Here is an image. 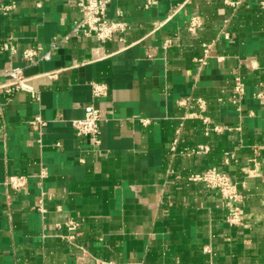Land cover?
I'll list each match as a JSON object with an SVG mask.
<instances>
[{
    "label": "crops",
    "instance_id": "obj_1",
    "mask_svg": "<svg viewBox=\"0 0 264 264\" xmlns=\"http://www.w3.org/2000/svg\"><path fill=\"white\" fill-rule=\"evenodd\" d=\"M146 1L108 4V17L128 25L120 36L71 37L48 60L27 65L22 50L44 52L69 32L79 17L75 0H0L17 5L0 11V44L16 49L0 48V85L11 67L31 77L14 93L0 87V264H77L82 254L90 256L83 264H264V149L253 151L264 146V99L255 96L264 90V8L257 0L236 10L224 0ZM194 15L202 24L188 31ZM204 43L211 48L199 71L194 58ZM148 47L157 48L150 58ZM236 74L245 84L238 102ZM91 82L104 83L106 96L93 99ZM197 99L221 133H204L193 115ZM90 102L101 117L97 146L70 125ZM37 115L46 125L33 130L28 121ZM197 145L209 150L190 153ZM211 167L238 182L242 224L227 222L216 190L186 179ZM10 174L27 175L26 187L6 188ZM42 190L52 194L43 214L32 208Z\"/></svg>",
    "mask_w": 264,
    "mask_h": 264
},
{
    "label": "built area",
    "instance_id": "obj_2",
    "mask_svg": "<svg viewBox=\"0 0 264 264\" xmlns=\"http://www.w3.org/2000/svg\"><path fill=\"white\" fill-rule=\"evenodd\" d=\"M32 1H44V0H32ZM113 0H75V5L79 12V17L73 20L69 32L60 37L53 38L49 43V49L44 52H39L38 46H32L22 50L21 56L25 60L26 64H33L37 59H46L50 58V52L54 49L58 43L66 42L70 40L71 37L77 39L93 37L99 42H105L112 40L113 38L120 36L128 29V25L125 21L121 19L110 18L107 15V6ZM225 4L236 10L243 3L244 0H224ZM155 0H147L145 7L153 5ZM259 7L264 8V0H257ZM17 8L16 3H6L0 4V11L3 14H8L9 12L15 11ZM176 7L171 9V14L176 11ZM120 10L116 11V15L120 16ZM230 21V17H227L223 21L222 33L224 37H228V32L226 27ZM202 24L200 16L194 15L191 16L188 24L186 26L188 31H193L199 28ZM171 45V39L167 38L162 43V49L165 51ZM0 48L3 50H8L12 53L16 51L15 46L9 42H2ZM211 48V43L202 44V52L200 56L194 58L195 62L198 64V70L200 71L203 66L206 64L207 58L209 57ZM156 47H148L145 51L146 57H152L156 54ZM245 64V61L243 62ZM2 75L8 78V81L0 87L7 88L9 92H16L17 90L26 88V83L31 79L30 76H25L23 74L21 67H11L2 72ZM49 75H53L50 73ZM38 76V75H37ZM36 77V76H34ZM91 97L93 99L101 98L107 94V86L101 82H91ZM245 92V84L242 81L239 75H235L233 78V84L231 88V96L234 102H238ZM255 96L260 99H264V90L256 92ZM36 99L38 96L36 95ZM180 105H185L187 99L180 100L178 102ZM197 106L200 110V113L193 114L201 118L204 124V133L206 135L210 133H221L225 127L219 125H210L209 118L201 115V112L206 108V101L204 99H197ZM100 113L97 106L94 103L90 102L86 104L83 108V116L81 118H76L70 120V125L76 136H82L89 138L94 146H97L100 142ZM143 124L148 123V119H141ZM29 126L33 130H39V128L46 125V121L39 115L33 117L28 121ZM0 125H4V119L0 103ZM176 133H179V130H176ZM264 149V146H255L253 148L254 152ZM209 147L207 145H197L194 148H191L190 153H201L207 152ZM223 161L228 162V158L224 156ZM247 174H251L253 171L250 168H243ZM46 175L45 170L42 168L38 173V177L44 178ZM27 175L23 174H10L6 176L3 180V185L12 190L20 191L26 187L27 184ZM186 179L190 182L202 183L204 186L210 189L216 190L221 198L226 202L228 206V212L226 220L229 224L240 225L242 224V202L243 195L238 189V182L233 180L227 173L219 171L215 167L208 168L202 172L190 173L187 175ZM134 190L135 188L132 187ZM52 194L49 191L42 190L38 196L37 203L33 206V209L38 210L41 214L45 212L43 206V201L45 198L50 199ZM67 224L75 225L74 220H69ZM67 241H70L73 237L68 235L64 237ZM90 256L82 254L76 258L77 264H83ZM95 264H114L110 261L94 259ZM129 264H139L136 262Z\"/></svg>",
    "mask_w": 264,
    "mask_h": 264
}]
</instances>
